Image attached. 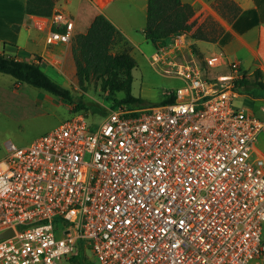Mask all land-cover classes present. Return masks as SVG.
<instances>
[{"label": "built area", "instance_id": "obj_1", "mask_svg": "<svg viewBox=\"0 0 264 264\" xmlns=\"http://www.w3.org/2000/svg\"><path fill=\"white\" fill-rule=\"evenodd\" d=\"M33 27L48 44L70 43L74 18L58 9ZM178 43L158 44L149 58L181 81L166 92L173 101L120 103L96 125L75 109L31 143H8L0 233L13 234L0 238V264H61L88 252L97 264H250L264 255V120L236 104L233 74L212 79L195 59L178 62Z\"/></svg>", "mask_w": 264, "mask_h": 264}, {"label": "rangeland", "instance_id": "obj_2", "mask_svg": "<svg viewBox=\"0 0 264 264\" xmlns=\"http://www.w3.org/2000/svg\"><path fill=\"white\" fill-rule=\"evenodd\" d=\"M182 1L190 3L195 8V13L185 21V27L182 26L179 30L171 31L169 36L158 38L156 41H151L145 36L144 28L147 23V15L149 14L150 18L157 21L158 27L164 26V29H168L174 22L161 0H110L105 7L95 4L98 10L104 7V12L135 39V47L131 53L136 58L138 65L133 70L132 92L135 96L143 99V105L148 107L161 102L166 98L168 90L176 89L181 85L180 80L164 75L161 69L158 71L149 61L158 44L171 45L177 39H179L178 44L181 49L180 54H178L179 52L176 54V60L183 62L185 59H195L204 76L214 79L221 75L233 74V78H237L234 75L233 63L239 69V74L243 75L246 72L252 82L259 79L264 84V69L242 70L240 63L236 60H229L220 49V44H216L222 35L221 22L223 19L227 21L233 18V14L237 11V3L234 0ZM196 31H199L203 36L200 39L208 41L207 50L202 51L198 45L191 43L189 36ZM71 44L72 40L70 49ZM119 50L122 48L118 47L114 51L118 52ZM215 56L221 63L211 65L209 59ZM71 63L70 57H67L63 63L55 62V68L49 67L43 68V70L62 86L70 88L75 100L82 99L85 104L96 108L81 109L86 113L89 122L96 125L103 121L113 107V99L95 81L90 82L87 85V90H84L77 79L76 67L74 72L71 71ZM164 66L168 67V65ZM20 85H22L21 88ZM263 86L256 87H259V91H264ZM256 87L254 85L240 90L241 96L237 99V103L244 109L264 118V97H257L253 94V89L256 90ZM14 88H20V93H14ZM124 95L123 92H119L116 94V98L121 99ZM28 100H30L29 104ZM75 109L74 102L57 98L44 89L29 83H17L13 76L0 72V158L5 156L8 143L13 142L17 146L31 143L39 135L71 117ZM262 239L264 242V224ZM60 263L97 264V260L90 252L88 254L75 253L74 257L64 256ZM253 264H264V255L257 258Z\"/></svg>", "mask_w": 264, "mask_h": 264}, {"label": "trees", "instance_id": "obj_3", "mask_svg": "<svg viewBox=\"0 0 264 264\" xmlns=\"http://www.w3.org/2000/svg\"><path fill=\"white\" fill-rule=\"evenodd\" d=\"M161 1L173 17L174 22L168 29H164V26L158 27L157 21L150 18L151 16L148 14L144 31L146 38L151 41L169 36L171 31L179 30L182 26L185 27V21L195 13V8L190 3L182 0ZM54 4L55 0H28L26 11L33 14L50 15ZM239 10L240 8L237 6L233 17L239 13ZM191 36L195 39L203 37L199 31L193 32ZM118 47L122 50L114 51ZM132 50L133 47L115 24L105 14L98 13L86 32L75 34L72 37L71 53L76 66V76L83 89L87 90V85L95 81L100 84L103 91L108 92L113 99V106L126 103L135 108L147 107L143 105V99L135 96L132 92L133 70L138 65L136 58L131 53ZM0 72L13 76L19 82L42 88L58 98L74 102L76 110L96 109L94 106L85 104L82 99L75 100L72 90L62 86L48 75L43 70L41 63L17 59L0 53ZM251 83L254 84L251 85ZM235 84L238 91L254 85L255 87L264 85L259 79L252 82L246 72L235 79ZM253 90L254 95L264 94V91H259V87ZM119 92L125 94L121 99L116 98V94ZM173 100V96L166 97L159 103Z\"/></svg>", "mask_w": 264, "mask_h": 264}, {"label": "crops", "instance_id": "obj_4", "mask_svg": "<svg viewBox=\"0 0 264 264\" xmlns=\"http://www.w3.org/2000/svg\"><path fill=\"white\" fill-rule=\"evenodd\" d=\"M234 1L240 8L239 13L230 20L226 21V19H223L222 24H220L222 27V35L216 41V44H220V49L223 50L229 60L238 61L242 70H263L264 0ZM27 2L28 0H0V53L28 61L36 62V60H39V63L45 69L49 67L55 68V62L63 63L65 58L70 57L72 62L71 71L74 72L76 66L74 65L70 43L59 42L56 44H48L46 42V32L33 27V22L36 17L47 15L27 12ZM104 7L98 10L93 2L87 0H55L52 13L60 9L73 16V36L77 32H86L94 17L98 13H103L123 33L130 45L134 48L135 39L119 23L104 12ZM189 39L191 43L198 45L202 51L207 50L208 41L200 38L195 39L192 36H189ZM15 81L17 80L15 79ZM21 87L22 85H20ZM20 88H14L13 92L20 93ZM255 95L257 97H264L263 93ZM240 96L239 94L237 99ZM237 99L235 102L240 106L237 103ZM29 103L30 100H28ZM249 112L257 116L253 112ZM257 117L264 120L260 116ZM258 147L264 153V133L258 142ZM254 261L250 262V264H253Z\"/></svg>", "mask_w": 264, "mask_h": 264}, {"label": "water", "instance_id": "obj_5", "mask_svg": "<svg viewBox=\"0 0 264 264\" xmlns=\"http://www.w3.org/2000/svg\"><path fill=\"white\" fill-rule=\"evenodd\" d=\"M13 234V229H8L0 233V238L7 237Z\"/></svg>", "mask_w": 264, "mask_h": 264}]
</instances>
